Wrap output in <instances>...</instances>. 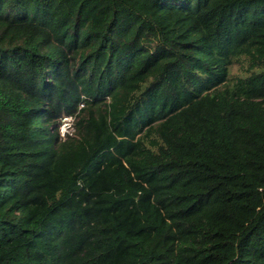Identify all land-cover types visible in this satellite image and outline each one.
<instances>
[{
	"label": "trees",
	"instance_id": "16d2710c",
	"mask_svg": "<svg viewBox=\"0 0 264 264\" xmlns=\"http://www.w3.org/2000/svg\"><path fill=\"white\" fill-rule=\"evenodd\" d=\"M0 264H264V0H0Z\"/></svg>",
	"mask_w": 264,
	"mask_h": 264
},
{
	"label": "built area",
	"instance_id": "2783aa9c",
	"mask_svg": "<svg viewBox=\"0 0 264 264\" xmlns=\"http://www.w3.org/2000/svg\"><path fill=\"white\" fill-rule=\"evenodd\" d=\"M74 121L75 119L73 117L67 116L62 119V126H61V133L63 136H66L68 134H73L74 129Z\"/></svg>",
	"mask_w": 264,
	"mask_h": 264
},
{
	"label": "clouds",
	"instance_id": "9594fccd",
	"mask_svg": "<svg viewBox=\"0 0 264 264\" xmlns=\"http://www.w3.org/2000/svg\"><path fill=\"white\" fill-rule=\"evenodd\" d=\"M67 116H69V115H66V116H64V117H67ZM64 117H62V119L64 118ZM70 117H73L74 119H75V117L74 116H70ZM62 119H61V126H62ZM61 126H60V135H61V138H67V137H69V136H73L74 134H75V131H76V129H75V125H74V129H75V131H74V133L71 135V134H68V135H66V136H63L62 135V133H61Z\"/></svg>",
	"mask_w": 264,
	"mask_h": 264
},
{
	"label": "rangeland",
	"instance_id": "374dc122",
	"mask_svg": "<svg viewBox=\"0 0 264 264\" xmlns=\"http://www.w3.org/2000/svg\"><path fill=\"white\" fill-rule=\"evenodd\" d=\"M233 71H234V73H236L237 72V68H233Z\"/></svg>",
	"mask_w": 264,
	"mask_h": 264
}]
</instances>
